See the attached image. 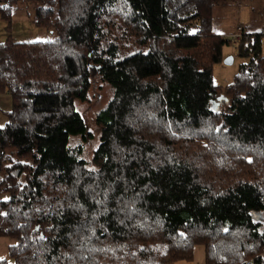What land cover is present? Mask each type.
I'll list each match as a JSON object with an SVG mask.
<instances>
[{
  "label": "trees",
  "instance_id": "trees-1",
  "mask_svg": "<svg viewBox=\"0 0 264 264\" xmlns=\"http://www.w3.org/2000/svg\"><path fill=\"white\" fill-rule=\"evenodd\" d=\"M18 1L0 0V264H174L198 245L203 264H264L263 35L213 33L233 0H30L54 38L23 42ZM230 40L245 61L221 89ZM94 75L111 97L87 161L70 141L92 136L75 101Z\"/></svg>",
  "mask_w": 264,
  "mask_h": 264
},
{
  "label": "rangeland",
  "instance_id": "rangeland-1",
  "mask_svg": "<svg viewBox=\"0 0 264 264\" xmlns=\"http://www.w3.org/2000/svg\"><path fill=\"white\" fill-rule=\"evenodd\" d=\"M39 3L30 0H20L11 5V29L10 35L14 40L23 41H49L54 38V33L45 28L37 27L32 22V16ZM243 27L246 33H262V53L264 55V0H233L224 3H218L213 7V33L221 34L226 38H232V35H239ZM6 22L0 18V42L8 36ZM236 40L238 36H233ZM238 39V40H239ZM237 40V41H238ZM231 41V40H230ZM223 59L213 66L212 78L215 85L221 89L232 82L237 73L239 65L245 61L238 54L236 42L224 45L222 48ZM232 57L230 63H224V58ZM111 97V88L109 85L101 82L97 75L93 76L92 84L88 93L87 101H75V107L84 117L87 124V131L91 137L83 140L80 137L71 138V144H81L83 154L87 161L90 160L92 150L99 142V128L94 123L96 113L102 109ZM2 122V119H0ZM1 124V123H0ZM3 124V123H2ZM208 201L205 202L207 204ZM194 259L192 261L178 262L177 264H203V247L196 246Z\"/></svg>",
  "mask_w": 264,
  "mask_h": 264
},
{
  "label": "crops",
  "instance_id": "crops-1",
  "mask_svg": "<svg viewBox=\"0 0 264 264\" xmlns=\"http://www.w3.org/2000/svg\"><path fill=\"white\" fill-rule=\"evenodd\" d=\"M10 106H11L10 96L8 94H5V93L0 94V119H2V122H0L1 124L4 123L6 120L4 110L10 108ZM13 244H15L14 239L4 237V236H0V260H4V259L9 260L8 249H9V246H11ZM195 248H197V247H195ZM201 256H203V253L201 254ZM178 262H183V261H178ZM178 262H175L174 264H177ZM187 264H190V263L187 262Z\"/></svg>",
  "mask_w": 264,
  "mask_h": 264
},
{
  "label": "water",
  "instance_id": "water-1",
  "mask_svg": "<svg viewBox=\"0 0 264 264\" xmlns=\"http://www.w3.org/2000/svg\"><path fill=\"white\" fill-rule=\"evenodd\" d=\"M90 55H89V59H90ZM232 61V57H226L224 58V63H230ZM92 66V65H91ZM93 67V66H92Z\"/></svg>",
  "mask_w": 264,
  "mask_h": 264
},
{
  "label": "built area",
  "instance_id": "built-area-1",
  "mask_svg": "<svg viewBox=\"0 0 264 264\" xmlns=\"http://www.w3.org/2000/svg\"><path fill=\"white\" fill-rule=\"evenodd\" d=\"M233 36H238V38H237L236 40H233V38H234ZM238 39H239V35H237V34L232 35V40H233V41H237Z\"/></svg>",
  "mask_w": 264,
  "mask_h": 264
}]
</instances>
